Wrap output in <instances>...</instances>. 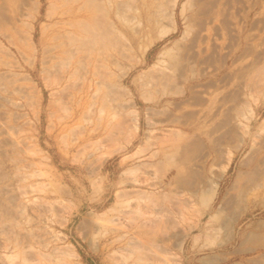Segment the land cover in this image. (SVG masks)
I'll return each instance as SVG.
<instances>
[{
    "label": "rangeland",
    "instance_id": "374dc122",
    "mask_svg": "<svg viewBox=\"0 0 264 264\" xmlns=\"http://www.w3.org/2000/svg\"><path fill=\"white\" fill-rule=\"evenodd\" d=\"M85 1L0 0V264H264V0Z\"/></svg>",
    "mask_w": 264,
    "mask_h": 264
},
{
    "label": "bare ground",
    "instance_id": "6f19581e",
    "mask_svg": "<svg viewBox=\"0 0 264 264\" xmlns=\"http://www.w3.org/2000/svg\"><path fill=\"white\" fill-rule=\"evenodd\" d=\"M70 1V0H69ZM88 1V0H87ZM85 1V2H87ZM94 1V0H93ZM73 2V0H72ZM84 2V1H83ZM95 3V2H94ZM90 4V3H89ZM93 4V3H92ZM85 6H88V5H85ZM96 6V7H95ZM100 6V5H99ZM78 8H80L78 6ZM77 8V10H78ZM82 8V7H81ZM97 10V5L94 4V6L91 4L88 6V7H85V12L86 14L83 15L81 18L79 19H76L75 23L72 24L71 26V23H68V27H73L74 30L71 32V31H68L70 33V35L68 36V42L66 43L65 42V48L61 51V53L59 52V55L57 56L58 58H62L63 59V56L67 55V58H72L76 53H80V52H84L86 49V47L88 45H86L85 48H83L84 46V43L83 41L86 42V40H88V42H92L94 41L95 37L93 36V30H95L96 28V25H97V15L95 13V11ZM100 11H102L101 9H99ZM98 12V10H97ZM96 15V16H95ZM99 18V17H98ZM101 19V18H100ZM67 33V34H69ZM66 34V35H67ZM92 35V36H91ZM90 36V38H89ZM86 37H88L87 39H85ZM65 38V37H64ZM67 39V37H66ZM92 40V41H91ZM65 41V40H64ZM87 42V43H88ZM94 45V44H93ZM85 49L84 51H81V49ZM91 48V47H90ZM82 49V50H83ZM89 51V50H88ZM86 53V52H85ZM56 58V57H55ZM66 58V57H65ZM64 58V59H65ZM79 58V56L77 57ZM76 58V59H77ZM57 59V58H56ZM55 59V60H56ZM70 61V60H69ZM57 62V60H56ZM55 62V63H56ZM59 62V61H58ZM54 63V64H55ZM61 63V62H60ZM68 63V61H67ZM3 64V63H2ZM53 64V65H54ZM77 64V63H76ZM56 65H58L56 63ZM9 66V65H8ZM55 66V65H54ZM4 67V66H3ZM53 67V66H52ZM10 70V69H9ZM15 74L13 73H10V72H0V135L2 132L5 133V131H8V130H15L16 129V126L14 124H16V120L21 117V116H24L19 114L16 110L19 102H18V105H17V102H14L13 99L11 98L12 97V94H16L18 95V90L21 91V89H18L14 83V79H13V76ZM160 78V77H159ZM18 80V79H17ZM16 80V81H17ZM158 80V79H157ZM19 81V80H18ZM157 82V81H156ZM159 83V82H158ZM15 84V85H14ZM110 84V83H109ZM112 84V83H111ZM110 84V85H111ZM107 85V84H106ZM117 87V86H116ZM108 90L106 91L108 95H110L112 93V85L111 86H108L107 87ZM106 88V89H107ZM114 88V87H113ZM116 90V89H115ZM114 90V91H115ZM19 91V92H20ZM22 93V92H21ZM19 96V95H18ZM20 98L21 95H20ZM19 120V119H18ZM11 124H10V123ZM20 128V127H19ZM73 129V128H72ZM69 130V129H67ZM73 131V130H72ZM10 132V131H8ZM7 132V133H8ZM75 132V131H74ZM81 133V132H80ZM6 134V133H5ZM74 134V133H73ZM72 134V135H73ZM79 135V133H76ZM3 135V133H2ZM10 135V134H8ZM12 135V134H11ZM13 136V135H12ZM74 136V135H73ZM80 137V136H79ZM13 138V137H11ZM73 138L74 141H76V139L78 138L77 136H74V137H70V139ZM2 139V138H1ZM71 139V140H73ZM11 139L7 137H4V139L0 140V143H3L4 145H9L8 147L9 148H12V146H14V143L10 141ZM13 140V139H12ZM69 141V140H68ZM72 142V141H70ZM17 142H15V145H21L20 142H18V144H16ZM3 144H0L3 145ZM21 147V146H20ZM13 149V148H12ZM17 149V148H16Z\"/></svg>",
    "mask_w": 264,
    "mask_h": 264
}]
</instances>
